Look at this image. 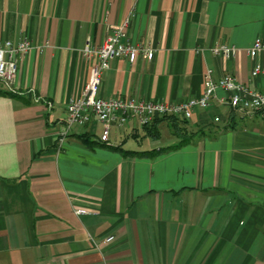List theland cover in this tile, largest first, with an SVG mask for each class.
I'll return each mask as SVG.
<instances>
[{
  "label": "crops",
  "instance_id": "obj_1",
  "mask_svg": "<svg viewBox=\"0 0 264 264\" xmlns=\"http://www.w3.org/2000/svg\"><path fill=\"white\" fill-rule=\"evenodd\" d=\"M125 18L129 40L153 56L112 58L104 97L185 99L208 67L264 87L251 74L264 55L246 49L264 37V0H0V38L42 45L18 57L12 88L0 79L15 94L0 92V264H264V110L236 113L218 87L176 117L180 134L168 117L148 133L160 116L110 127V143L154 153L85 143L78 134L100 140V122L57 144L96 58L82 54L87 38L95 49ZM220 42L238 50L213 53Z\"/></svg>",
  "mask_w": 264,
  "mask_h": 264
},
{
  "label": "built area",
  "instance_id": "obj_2",
  "mask_svg": "<svg viewBox=\"0 0 264 264\" xmlns=\"http://www.w3.org/2000/svg\"><path fill=\"white\" fill-rule=\"evenodd\" d=\"M128 18L111 26L101 44L95 49L91 48L89 39L85 42L82 54L86 57L91 52L96 58L89 68L88 79L78 95L68 98L66 112L62 118L64 127L57 133V144L61 145L64 137L77 126L87 122H100L99 139L108 141L109 130L112 125H123L135 119L139 125L149 123L152 119L162 115L171 114L179 119L188 118L197 107H206L211 102L218 87L226 91L225 99L233 111L239 114L252 113L264 110V87L252 88L247 83L236 78L229 72L215 77L212 68H206L203 74V88L199 94L181 100H156L143 98L137 95L104 97L98 93L101 82V73L110 65L112 58L124 57L134 61L138 56L150 59L154 49L148 44H138L128 38ZM33 45L28 37L18 40L0 38V79L12 88L18 71V57L26 53ZM41 49L40 44L35 45ZM215 54L229 56L238 50L234 44L224 42L215 43L210 47ZM251 57L264 55V37L256 36L246 48ZM253 76L264 75V63L255 61L251 68ZM218 115L214 116L217 120ZM109 142V141H108ZM76 213L88 211L84 207L74 208ZM113 235L104 238L111 239Z\"/></svg>",
  "mask_w": 264,
  "mask_h": 264
},
{
  "label": "trees",
  "instance_id": "obj_3",
  "mask_svg": "<svg viewBox=\"0 0 264 264\" xmlns=\"http://www.w3.org/2000/svg\"><path fill=\"white\" fill-rule=\"evenodd\" d=\"M0 92H3V93H8V94H12V95H15L11 90H7V89H0ZM168 117L171 121V124L174 126V132L177 133V134H180L181 131L178 129V125H177V119L175 116L171 115V114H168V115H162L158 118H155L153 121H151L150 123H146L144 124L145 125H149L147 127V131L148 133H150L151 135L153 136H157L159 134V131L157 129V127L154 125L155 121H158L159 119H162V118H166ZM80 136V138L87 144L89 145H93L95 143H98L100 145H103V146H109V147H112V148H117V149H121L124 153H141V154H145V153H154L155 150H133V149H127V148H123L120 144H112L108 141H103V140H95L93 138H91V134L89 133H86V132H83V133H80L78 134ZM184 139V138H183ZM183 141V140H181ZM181 141L173 144L172 146H177L181 143ZM162 149V148H161Z\"/></svg>",
  "mask_w": 264,
  "mask_h": 264
}]
</instances>
